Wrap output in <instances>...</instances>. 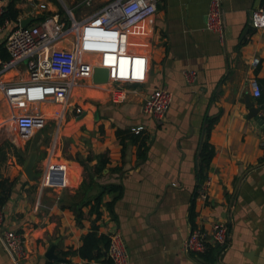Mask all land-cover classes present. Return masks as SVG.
Listing matches in <instances>:
<instances>
[{
    "label": "crops",
    "instance_id": "0c3cea01",
    "mask_svg": "<svg viewBox=\"0 0 264 264\" xmlns=\"http://www.w3.org/2000/svg\"><path fill=\"white\" fill-rule=\"evenodd\" d=\"M84 1L62 0L61 6L57 0H15L14 23L54 14L62 18L67 10L81 19L84 15L75 16L80 9L93 12L111 0H92L90 6ZM209 1L157 0L154 16L129 36V48L148 57L146 80L77 82L74 94L81 98L73 101L72 92L59 125L48 111L60 105L49 104L40 106L44 121L31 133L16 130L14 125L7 128L14 122L15 109H10L0 93V204L4 225L23 235L26 249V257L17 263L0 240V264H45L57 257L63 260L56 264H109L107 248L91 259L78 253L83 235L93 227L97 235L109 236L114 230L122 233L129 264H264V125L249 115L245 99L251 96L261 119L264 27L254 29L249 17L264 6V0L223 2V43L215 32L204 28ZM33 4L45 8L35 11ZM6 21L0 45L14 25L9 20L0 25ZM254 58L259 60L255 67L251 64ZM186 69L197 74L191 84L185 81ZM19 74L13 69L2 77L7 81L26 78L24 72ZM251 80L260 86L258 98L251 94ZM158 87L173 94L160 124L141 111L144 99ZM89 89L97 95L81 94ZM75 105L82 108L79 114L72 111ZM207 115L217 118L209 134L214 153L200 182L207 181L203 200L195 189L200 181L197 157ZM48 122L55 128L42 132ZM138 125L144 130L132 133L131 128ZM117 130L125 131L122 142ZM143 136L145 146H140ZM53 144L52 162L60 168L51 174H58L59 179L40 189L41 168ZM32 151L36 158L33 180L24 172ZM100 156L106 159L104 166ZM108 186L121 188L112 212L107 202L117 191H106ZM99 195L97 216L94 203ZM218 221L229 227L224 248L211 246L197 256L182 251L191 227L209 230ZM51 247L55 258L48 259L45 254ZM206 257L214 260L209 262Z\"/></svg>",
    "mask_w": 264,
    "mask_h": 264
},
{
    "label": "built area",
    "instance_id": "2783aa9c",
    "mask_svg": "<svg viewBox=\"0 0 264 264\" xmlns=\"http://www.w3.org/2000/svg\"><path fill=\"white\" fill-rule=\"evenodd\" d=\"M225 0H210L204 18V28L215 32L223 43L225 39V16L222 4ZM8 0H0V18L5 11ZM157 0H111L75 19L70 10L64 17L47 15L38 21H32L21 27L19 21L4 36V48L8 59L0 61V93L6 101L22 110L24 114L15 115L11 125H19V130L31 133L39 127L44 119L41 105L58 104L60 109L53 111L52 116L58 122L63 119L68 109L69 98L77 82L92 80L94 68L108 70V82L142 83L148 72V57L129 48L131 31L143 21H147L156 13ZM86 6L92 0L84 1ZM32 8H45L44 4L32 5ZM20 20V19H19ZM254 29L264 27V6L252 11L249 17ZM8 21L0 25L2 31ZM258 59L251 61L253 67ZM19 70L26 78L19 81H7L3 74L9 70ZM19 74V75H20ZM187 84L196 79L194 70L183 72ZM97 84V83H96ZM251 94L258 98L260 86L255 80L250 81ZM173 100L172 92L166 87L152 89L141 104L144 116L162 123ZM81 107L72 110L74 114L81 112ZM11 119V118H10ZM264 123V112L261 115ZM19 122V123H18ZM144 130L143 125L131 128L134 133ZM55 144L49 152L48 159L41 168V188L49 182L58 181V174L51 170L60 167L53 165L52 155ZM207 181L199 184L195 193L197 197L206 199ZM229 227L225 221H218L209 230L200 226L191 227L181 245L182 251L192 255L204 253L208 247L224 248L229 241ZM107 245L109 264H129L126 242L122 233L112 231ZM0 240L13 260L19 263L26 257L25 238L15 230L4 225L3 207L0 204Z\"/></svg>",
    "mask_w": 264,
    "mask_h": 264
},
{
    "label": "trees",
    "instance_id": "16d2710c",
    "mask_svg": "<svg viewBox=\"0 0 264 264\" xmlns=\"http://www.w3.org/2000/svg\"><path fill=\"white\" fill-rule=\"evenodd\" d=\"M17 14H18V9L15 7V0H9V2L7 3V5L5 7V11L0 18V23L3 22L4 20H9L13 23L17 22ZM0 57L3 60L8 59V52L3 47V45H0ZM260 101H264V99H261ZM216 118H217L216 116L207 115L204 119L203 130H202V139H201V144H200V147L198 150V157H197V165H198L197 177H198V180H200L198 184H200V182L203 180L204 174H205L204 170L208 166V163L210 162L211 157L213 156V153H214L213 147L209 143V134H210L211 128L213 126V123L216 121ZM141 132L142 131H140L137 134H140ZM132 133H134V132H132ZM116 134H117L119 140L122 142L123 135L125 134V131L117 130ZM144 137L145 136L141 137L143 142L140 143V146H145V144H144L145 138ZM138 155H139V157L141 156V158L144 157V154H142V153H138ZM102 158L103 157L100 156L99 161H100V165L104 166L106 163V159H102ZM108 190L109 191H117V196L115 198H113L111 201L107 202V208L112 212L114 201L121 194V188L116 187V186H108L106 191H108ZM101 194L103 195V192ZM102 195H99L96 198V201L94 203V211H95L97 216H99V213H100L98 211V208H99V205L101 202ZM1 202H2V199H0V203ZM191 218H193V217L191 216ZM108 241H109V238L107 235H97L96 228L93 227L92 231L83 235L82 244L78 249V253L82 258H85V259L95 258L98 255H100L103 250H105L107 248ZM95 252H96V254H95ZM206 259L209 262H212L214 260L213 257H206ZM62 260H63L62 257H57L55 260L47 261L45 264H56L58 261L60 262Z\"/></svg>",
    "mask_w": 264,
    "mask_h": 264
},
{
    "label": "water",
    "instance_id": "95a60500",
    "mask_svg": "<svg viewBox=\"0 0 264 264\" xmlns=\"http://www.w3.org/2000/svg\"><path fill=\"white\" fill-rule=\"evenodd\" d=\"M34 20L33 17H27V18H22L20 19L19 21V25L21 27H24L26 25H28L29 23H31L32 21ZM92 81L94 83H107L108 82V70L106 68H94V73H93V76H92ZM245 99H246V104L247 106L249 107V115L251 117H256L260 123H263V121L258 118V115H259V111L257 108H255L253 106V100L251 98L250 95H246L245 96ZM35 151H32L26 161V164L24 166V172L26 174V176L33 180L35 178V175H34V165H35ZM45 256L48 258V259H52V258H55V254L53 253V247H51L47 253L45 254Z\"/></svg>",
    "mask_w": 264,
    "mask_h": 264
},
{
    "label": "rangeland",
    "instance_id": "374dc122",
    "mask_svg": "<svg viewBox=\"0 0 264 264\" xmlns=\"http://www.w3.org/2000/svg\"><path fill=\"white\" fill-rule=\"evenodd\" d=\"M58 2H59V4L61 5V6H63V4H62V0H57ZM92 10L93 9H80L79 10V13H78V15H75L76 17H81V16H83V15H86V14H88V13H90V12H92ZM74 12H76V10H74ZM90 83L88 82V85H89ZM82 95H84V96H86V97H89V96H95V95H97V93L96 92H92V91H90V89L87 91V92H84V93H81ZM72 98V97H71ZM75 98H78V99H80L81 98V96H80V94H74L73 95V101H75L74 99ZM76 102V101H75ZM78 102V101H77ZM10 106V109L13 111L14 109H15V115L17 116V115H20V114H24V112L22 111V110H18L17 108H15V106H11V105H9ZM17 109V110H16ZM48 115L49 116H51V115H53L52 114V112L50 113L49 111H48ZM19 123V122H18ZM10 126H8L7 127V125L5 124L4 125V127H7V128H10L11 127V124L10 123H8ZM52 128L54 129L55 128V124L53 125V122H48V124H47V126L42 130V132H49L50 130H52ZM20 128H19V125H16V130H19Z\"/></svg>",
    "mask_w": 264,
    "mask_h": 264
},
{
    "label": "bare ground",
    "instance_id": "6f19581e",
    "mask_svg": "<svg viewBox=\"0 0 264 264\" xmlns=\"http://www.w3.org/2000/svg\"><path fill=\"white\" fill-rule=\"evenodd\" d=\"M75 90H76V89L74 88V90H73V94H74Z\"/></svg>",
    "mask_w": 264,
    "mask_h": 264
}]
</instances>
